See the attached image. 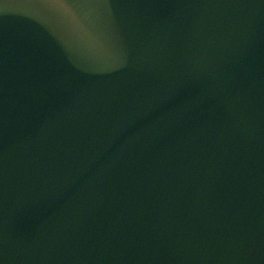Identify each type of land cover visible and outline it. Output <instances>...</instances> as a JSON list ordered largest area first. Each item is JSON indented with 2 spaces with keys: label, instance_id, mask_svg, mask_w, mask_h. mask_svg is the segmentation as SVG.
I'll return each mask as SVG.
<instances>
[{
  "label": "water",
  "instance_id": "obj_1",
  "mask_svg": "<svg viewBox=\"0 0 264 264\" xmlns=\"http://www.w3.org/2000/svg\"><path fill=\"white\" fill-rule=\"evenodd\" d=\"M0 264H264V0H0Z\"/></svg>",
  "mask_w": 264,
  "mask_h": 264
}]
</instances>
